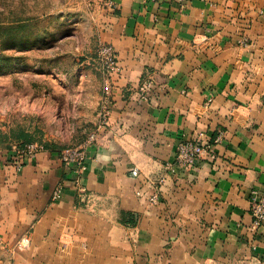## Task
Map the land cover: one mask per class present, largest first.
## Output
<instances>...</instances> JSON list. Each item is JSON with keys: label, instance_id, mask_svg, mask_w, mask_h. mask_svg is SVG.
<instances>
[{"label": "crops", "instance_id": "crops-1", "mask_svg": "<svg viewBox=\"0 0 264 264\" xmlns=\"http://www.w3.org/2000/svg\"><path fill=\"white\" fill-rule=\"evenodd\" d=\"M102 1L106 121L82 168L0 148V264H264V0Z\"/></svg>", "mask_w": 264, "mask_h": 264}, {"label": "rangeland", "instance_id": "rangeland-1", "mask_svg": "<svg viewBox=\"0 0 264 264\" xmlns=\"http://www.w3.org/2000/svg\"><path fill=\"white\" fill-rule=\"evenodd\" d=\"M102 0H0V148L83 145L103 109Z\"/></svg>", "mask_w": 264, "mask_h": 264}, {"label": "built area", "instance_id": "built-area-1", "mask_svg": "<svg viewBox=\"0 0 264 264\" xmlns=\"http://www.w3.org/2000/svg\"><path fill=\"white\" fill-rule=\"evenodd\" d=\"M113 6V5H112ZM99 55L104 67V70L107 77L111 73H114L118 70V60L114 47L111 44H102L99 49ZM152 78L147 77L143 78L140 85V93L144 95L152 87ZM110 103V85L108 78L104 83L103 91V109L101 112V119L99 124H102L106 121L108 107ZM220 136H217L215 141L218 140ZM97 140V132H92L86 142L83 145L66 148L59 150L61 160L66 164L77 163V165L82 168L84 164V157L87 152V147L93 144ZM208 147L203 145L200 141L195 139H185L182 141L177 150V162L184 167H189L194 164L195 160L200 157L205 148ZM27 150L20 151L22 155H28L30 158L42 149L43 147H36L34 144H30L26 148ZM139 171L137 168L131 170V175L138 176ZM61 189L57 190L54 194V198H57L60 195ZM249 212L252 216V228H257L261 225H264V193H260L258 190L253 189L250 195V208Z\"/></svg>", "mask_w": 264, "mask_h": 264}, {"label": "trees", "instance_id": "trees-1", "mask_svg": "<svg viewBox=\"0 0 264 264\" xmlns=\"http://www.w3.org/2000/svg\"><path fill=\"white\" fill-rule=\"evenodd\" d=\"M50 150H52V151H59V149H57V148H51Z\"/></svg>", "mask_w": 264, "mask_h": 264}]
</instances>
